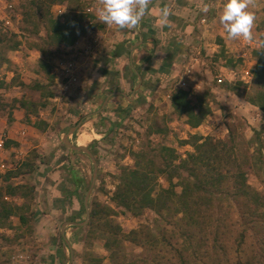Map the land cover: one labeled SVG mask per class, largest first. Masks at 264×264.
I'll return each mask as SVG.
<instances>
[{
	"label": "rangeland",
	"instance_id": "rangeland-1",
	"mask_svg": "<svg viewBox=\"0 0 264 264\" xmlns=\"http://www.w3.org/2000/svg\"><path fill=\"white\" fill-rule=\"evenodd\" d=\"M52 1L0 0V140L6 119H15L13 114L20 112L14 126L20 140L0 146V161L6 164L5 171H0V186L5 182L2 175L17 167L22 172L11 181L34 187L10 198H4L0 190V200L18 206L3 223L0 264H264V111L248 99L261 89L255 68L258 51L264 47L263 13L254 21L252 39L246 40L249 55L228 53L234 73L231 81H219L227 52L213 49L212 43L221 38H203L200 27L215 14L209 8L207 12L198 10L191 20H199L194 29L197 34L182 42L180 56L171 60L172 71L151 75L147 86L137 90L134 105L120 98L129 113L122 111L117 123L109 127L105 119L115 105L108 106L107 115L100 119L101 135L88 146L98 165L87 209L84 201L94 164L88 154L67 146L64 137L69 133L68 139L75 143L83 132L82 123L92 118L89 113L113 89L91 93L97 89L90 85L92 72L81 73L77 65L85 62L83 68H88L87 62L91 63L85 46L51 44L46 16L62 20L71 13L84 15L89 21L85 34H94L91 39L95 34H114L117 25L98 19L102 0ZM218 23L224 29L219 19ZM153 38L137 49L136 59L148 56L149 49L161 50V40ZM226 38L241 43L227 34ZM244 64L250 69L248 79L242 78ZM66 65L71 68L69 74ZM135 82L127 86L122 81L128 94ZM182 86L189 92L190 103L211 109L197 127L171 103L172 93ZM110 98L113 103L119 97ZM194 134L209 136L222 150L219 166L223 178L217 190L210 194L200 191L194 197L196 202L191 199L190 206H184V184L175 176L172 184L168 170L154 184L155 192L174 189L169 209L144 208L135 213L118 201L120 177L135 167L137 153L146 152L140 162L149 165L147 170L161 164L165 146L174 148V160L179 163L195 150ZM62 159L69 164L64 170L68 175L73 166L84 180L72 201L64 199L63 186L72 184L57 166Z\"/></svg>",
	"mask_w": 264,
	"mask_h": 264
},
{
	"label": "crops",
	"instance_id": "crops-1",
	"mask_svg": "<svg viewBox=\"0 0 264 264\" xmlns=\"http://www.w3.org/2000/svg\"><path fill=\"white\" fill-rule=\"evenodd\" d=\"M220 1L221 0H150L149 5L145 10V13L142 16L139 25L133 28L131 31H128L126 28H120L117 26V28L113 29L114 34H95L96 37L94 39L89 38L91 36L94 37V34H84L83 36H81L76 41V43L73 44V46H75L76 48L85 46L84 51L87 54V57L91 60V63L90 61L87 62L88 68H83V65L86 64L85 62H79L77 64L79 70H81V73L83 70L88 71V69L92 72V84L90 85L95 86L97 88L95 89L97 92L93 91L91 93L102 94L109 89L113 90L110 91L111 94L106 95L99 107L94 108V110L89 113V115L92 114V118L86 119L82 123L80 128L83 132L76 138L75 144L88 147L89 143L93 139H97L99 135H101V130H99L101 129L100 126H102L100 125V119L103 118V115H107L106 110L109 109L108 106L115 105V107H125L122 103V99L120 98H126V102H128L129 105H134V99L136 98L137 90L147 86L148 79L152 77L151 75L155 73L168 74L172 71L173 64L171 60L176 54L180 56V50L183 47L182 42H189L187 40L193 39V35L190 34H197L194 29L195 23L197 24V21L199 23V20H191L193 19V17L197 16L195 15L196 12L198 10H201L205 6H207V8H209L211 12H214L215 15L211 16L212 19L209 20L208 24H200V27H202L201 29H204L202 30L203 38H206L207 36L210 38L212 37V35H216L217 37L221 38L218 39V41L212 43L213 49H220V51H225L226 49L227 52V55L225 54L226 58L224 57L226 63L220 66L222 72L218 75L219 81L222 82L225 79L231 81L232 77H234V73L232 67L228 64L229 62H231V56L229 54L237 51V55L248 56L249 48L247 47L248 43L246 42V39L237 38L241 42L239 43V45H237L230 43V41H228V39L226 38V31L222 27H220L218 23L219 14L222 10L218 9V7L220 5L223 6V3H221ZM247 4L248 10L255 14V20L259 19V16L261 17L262 13L264 15V12L261 11V8L264 9V0H247ZM164 8H167L169 11V15L166 19L162 18L161 16L162 9ZM207 27L211 28L210 33L208 32L209 29ZM212 31H215L213 32L214 34H212ZM153 37H155V39H157L158 41L161 40V44H159L161 45V50L149 49L148 56L139 55V57L137 56L136 59L135 55L137 53V49L141 48L142 44L148 42V40H154ZM90 53H93V56H90ZM100 62L103 63L102 68H100ZM244 66L245 67H243L244 73L242 75V78L248 79V73L250 72V69L248 68V66L246 67L245 64ZM110 74H112V76ZM113 74H115L116 76H114ZM147 74H149L150 76L147 77ZM108 75L110 77L108 78L107 82L106 77ZM135 80L136 82L134 84L133 90L130 94H128L127 86L129 84L131 85V83H133V81ZM122 81H124V83L127 85L126 87L123 86ZM183 89L185 88L183 87ZM142 91L143 90L138 92V94ZM111 95H114V97H119L117 98L118 100L111 103L113 101L110 98ZM89 98L93 100L91 96H89ZM93 101L96 100L94 99ZM93 104L94 107H96V102H93ZM127 109L129 110V108ZM121 112L122 111L119 110L109 111L107 119H105V125L110 126L113 125L112 123H117L119 117L121 116H119ZM13 116L15 117V119H6L7 122L5 124L3 139L0 140L1 147L6 146V142H10V140H12L13 142L20 140V136L14 131V126L19 122L20 119V112L17 115L16 113H14ZM112 117H114V119ZM81 138H84L83 142L80 141ZM91 152L94 155V152L92 150ZM65 161L66 160L62 159L57 165L58 167H61L63 171L66 170L65 168L69 166V164H64ZM11 170L17 171V167L11 168L8 171ZM68 170H70L69 175L64 171L67 175L66 181L70 182L72 186H63V191H65L66 194V196H64V199H70V201H72L73 199H75L73 197L78 196L80 189L84 185V180L77 173L79 181L75 183L73 179V171L76 170L73 166ZM0 171H5V169H0ZM21 172L22 171L19 170V172L13 174L8 180L4 177L5 174H3L2 180H4L5 182L2 186H5L8 182H11L13 185L21 184H15L11 181L12 178H16ZM0 189L3 190L2 194L4 198H10L20 195V193L9 194L3 188ZM13 205L16 206L15 204ZM3 228L4 225H0V236L2 235Z\"/></svg>",
	"mask_w": 264,
	"mask_h": 264
},
{
	"label": "trees",
	"instance_id": "trees-1",
	"mask_svg": "<svg viewBox=\"0 0 264 264\" xmlns=\"http://www.w3.org/2000/svg\"><path fill=\"white\" fill-rule=\"evenodd\" d=\"M54 1V0H53ZM52 1V2H53ZM38 8L43 10V6L38 4ZM46 23L49 26L47 39L51 44H65L67 46L73 45L81 36L89 30V21L85 16L78 13L67 14L64 19H53L46 16ZM1 31V30H0ZM3 39V33L0 32V41ZM255 75L259 79L260 90L251 98L248 97L251 103L258 105L264 111V47L258 51V60L255 68ZM171 103L174 109L180 113L185 114L188 118V123L195 127L202 123V121L210 114L211 109H205L196 106L195 103H190L189 92L183 88H177L172 93ZM115 110H120L129 113V110L122 106H117ZM193 152H188L185 158H181L179 163L175 162L177 155L174 148L164 147L166 153L160 154L161 164L154 169H148L140 162L141 157H147L146 152L141 151L137 153V162L135 167L129 170L128 174L121 175V180L116 192V198L120 203L131 209L135 213L141 212L144 208H152L156 210L169 209L174 203L175 191L173 188H162L155 192V180L169 170V178L172 184L173 177H177L181 184H184L183 203L184 206H190L191 199L200 191L204 193L214 192L219 187L223 173L220 170L219 161L222 150L219 144L214 142L209 136H202L194 134L193 136ZM223 145L226 142L220 140ZM9 143L6 142V145ZM148 161L150 158L147 159ZM155 164L154 160H151ZM24 165L29 167L31 163L24 162ZM205 169L198 172L197 168ZM22 169V168H21ZM8 171L5 178L8 180L13 174L21 171ZM183 170H187L186 176L183 175ZM190 176L193 179H190ZM73 179L75 183L79 181L77 172L73 171ZM155 179V180H154ZM2 188L9 194L22 193L26 189L34 190L33 186L28 184L13 185L11 182L7 183ZM1 190V189H0ZM27 191V190H26ZM3 193V190H1ZM0 192V193H1ZM156 193V194H155ZM209 193V194H210ZM18 206L0 200V225L5 223L14 209ZM185 209L186 207H182ZM5 221V222H4Z\"/></svg>",
	"mask_w": 264,
	"mask_h": 264
},
{
	"label": "clouds",
	"instance_id": "clouds-1",
	"mask_svg": "<svg viewBox=\"0 0 264 264\" xmlns=\"http://www.w3.org/2000/svg\"><path fill=\"white\" fill-rule=\"evenodd\" d=\"M149 2L150 0H102L98 19L106 25L115 24L120 28L133 29L139 25ZM201 11L207 12V6ZM168 15V9H162V18L166 19ZM219 21L229 38L252 39L255 14L248 10L247 0H224Z\"/></svg>",
	"mask_w": 264,
	"mask_h": 264
},
{
	"label": "water",
	"instance_id": "water-1",
	"mask_svg": "<svg viewBox=\"0 0 264 264\" xmlns=\"http://www.w3.org/2000/svg\"><path fill=\"white\" fill-rule=\"evenodd\" d=\"M80 123V122H79ZM75 126L72 127V129H74ZM68 134H66V136L64 137V141L65 143L67 144V146H69L70 148L74 149V150H81L83 152H86L92 159L93 161V164H94V170H93V179H92V182L87 190V193L85 195V201H84V204H85V207L88 209V198H89V195H90V192L94 186V183H95V179H96V176H97V161L93 155V153L91 152V150L84 146V145H79V144H75L73 142H70V140L68 139ZM86 221V220H85ZM85 221L83 222H80V223H84ZM70 223L72 224H79V222H76V221H69Z\"/></svg>",
	"mask_w": 264,
	"mask_h": 264
},
{
	"label": "built area",
	"instance_id": "built-area-1",
	"mask_svg": "<svg viewBox=\"0 0 264 264\" xmlns=\"http://www.w3.org/2000/svg\"><path fill=\"white\" fill-rule=\"evenodd\" d=\"M68 65H71V63H69ZM64 68L68 72V74L71 73V68L69 66L66 65V66H64ZM74 78H75V76H74ZM5 165H6L5 162L0 161V169L5 168Z\"/></svg>",
	"mask_w": 264,
	"mask_h": 264
}]
</instances>
